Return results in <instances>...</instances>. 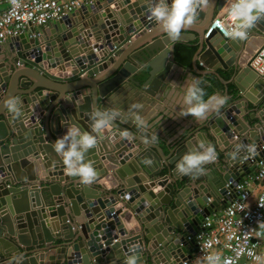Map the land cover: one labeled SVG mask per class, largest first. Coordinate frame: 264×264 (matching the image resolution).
<instances>
[{
  "label": "water",
  "instance_id": "obj_1",
  "mask_svg": "<svg viewBox=\"0 0 264 264\" xmlns=\"http://www.w3.org/2000/svg\"><path fill=\"white\" fill-rule=\"evenodd\" d=\"M230 1L204 0L193 30L195 62L226 86L228 102L172 143L151 124L180 68L176 46L196 36L170 40L149 19L153 0H99L36 37L26 32L0 45V56L10 49L0 59V264L16 256L22 264H125L130 254L137 264L191 263L190 238L236 197L226 184L251 173L243 146L264 142V76L250 67L264 46L254 50L264 18L244 40L216 31L206 38ZM9 98L20 102L19 115L7 109ZM97 110L116 119L86 154L97 175L85 186L65 173L52 145L69 125L91 132ZM200 143L216 148V161L202 175H178L177 161ZM105 165L115 187L100 183L110 174Z\"/></svg>",
  "mask_w": 264,
  "mask_h": 264
},
{
  "label": "built area",
  "instance_id": "obj_2",
  "mask_svg": "<svg viewBox=\"0 0 264 264\" xmlns=\"http://www.w3.org/2000/svg\"><path fill=\"white\" fill-rule=\"evenodd\" d=\"M97 1L99 0H16L14 5L11 0H6L0 3V45L31 29L46 27L84 7L93 6ZM232 3L233 0L213 20L206 38L215 31L223 38H231L226 32L237 22L234 17L229 16ZM37 35L33 32L30 37ZM250 67L264 76V46L251 59ZM254 148L256 151L246 155L242 161V164H247L250 169L254 168V171L237 184L234 181L226 184L225 187L232 190L236 197L223 209L205 218L197 234L190 238L196 246L194 257L191 263L183 264H196L198 257L212 253L220 255V264H224L225 260H229L231 264H241L242 261L264 264V227H259L264 222V207L260 206L264 204V142ZM256 184L262 187L261 193L255 204L250 205Z\"/></svg>",
  "mask_w": 264,
  "mask_h": 264
},
{
  "label": "clouds",
  "instance_id": "obj_3",
  "mask_svg": "<svg viewBox=\"0 0 264 264\" xmlns=\"http://www.w3.org/2000/svg\"><path fill=\"white\" fill-rule=\"evenodd\" d=\"M15 5L16 0H11ZM204 0H153L149 8V19L154 20L170 40L180 37L183 29L194 23L195 13ZM229 16L237 21L226 32L233 40H244L247 38V30L251 29L259 20L264 18V0H233L229 9ZM182 116H191L197 121L207 119L212 112H219L228 102L227 96L213 95L205 100L204 89L196 77H191L190 82L185 86ZM20 102L15 98L6 101L7 109L16 115L20 114ZM116 113L105 111H94L90 114L91 132H83L76 125H69L66 133L53 142L54 151L62 158L65 165V173L68 176L76 177L82 185L90 186L96 178V171L90 162L85 161L89 150L94 149L98 139L113 124ZM124 138H129L127 133ZM249 153L253 154V145L243 146ZM238 146L237 151H239ZM217 159L216 148L213 145L200 143L197 147L187 151L176 163L178 175L195 176L204 174L205 166L214 163ZM264 207V204H260ZM264 227V222L259 224ZM203 251V248L201 249ZM220 264V255L216 253L205 254L198 257L196 264ZM10 264H22V257H13ZM125 264H137V258L130 254ZM224 264H231L225 260Z\"/></svg>",
  "mask_w": 264,
  "mask_h": 264
},
{
  "label": "crops",
  "instance_id": "obj_4",
  "mask_svg": "<svg viewBox=\"0 0 264 264\" xmlns=\"http://www.w3.org/2000/svg\"><path fill=\"white\" fill-rule=\"evenodd\" d=\"M4 1L6 0H0V3H3ZM2 7L4 8L5 6L2 5ZM219 14L220 12L217 13L213 19H215ZM211 19L212 18H210V22L207 23L206 26L210 25ZM197 24H198L197 22H194L192 26L188 28L192 31H184V30L181 31V33L190 34L189 36L191 40L193 38L192 35L196 36V40L191 42L190 45L178 44L176 46V50H180L181 52L179 51L177 53V56L174 58L176 59V61H178L180 68L175 67L176 76L174 79V83L170 95L168 96L167 100H165L164 104H161L162 106L158 111L157 118L155 119L154 123L151 124V126L154 127V131L156 132V134H160L163 137V139L168 141V143H172L173 141L179 139V137L181 136L182 138L185 137V135L189 133L191 130L196 129L197 127H199V125H203L206 120L204 119L197 121L191 116L185 117L181 115V109L184 107L183 96L186 90L185 86L187 83L190 82L191 77H196L200 81V86L204 89L206 93L204 97L205 100L209 99V97L213 95H217V94L222 96L225 95L224 90L226 89V86L223 85L215 76L208 75L207 69L203 63H200L199 61L195 62L194 57L198 50L196 46L198 43L199 35L195 33L193 30L199 27L196 26ZM43 28L45 27H36L34 29L29 30L28 32L29 34H32L33 32L38 33V31ZM51 37L55 38L56 36L52 35ZM263 42L264 40H262V42L260 40L257 46L254 48V50L260 47L261 44H263ZM193 49H194V53L192 52ZM7 51L8 52L6 54L0 56V59H5L8 56H10V49H8ZM219 72L221 73L225 81H229L230 78L228 77V75H226L222 70H219ZM230 88H233V85H230ZM213 113L214 112H212L207 118H209ZM117 168L118 166H114L113 170H117ZM105 169L109 170L110 174L106 178L100 180V183H103L108 188L115 187L117 184L111 180L113 172H110V168L107 165H105L104 170ZM251 171H254V168H251ZM261 188L262 187L260 185L258 184L255 185L252 197L250 199V205L255 204L258 196L261 193ZM123 223L125 224V227L129 231L132 232L139 231V227L138 226L133 227V225L128 221V219H123ZM244 264H248V262L246 261Z\"/></svg>",
  "mask_w": 264,
  "mask_h": 264
},
{
  "label": "rangeland",
  "instance_id": "obj_5",
  "mask_svg": "<svg viewBox=\"0 0 264 264\" xmlns=\"http://www.w3.org/2000/svg\"><path fill=\"white\" fill-rule=\"evenodd\" d=\"M255 171H256V170H255ZM254 173H255V172H254ZM245 262H246V261H243V262H241V263L244 264ZM248 264H251V263L248 262Z\"/></svg>",
  "mask_w": 264,
  "mask_h": 264
},
{
  "label": "trees",
  "instance_id": "obj_6",
  "mask_svg": "<svg viewBox=\"0 0 264 264\" xmlns=\"http://www.w3.org/2000/svg\"><path fill=\"white\" fill-rule=\"evenodd\" d=\"M193 53H194V49H193V51H192Z\"/></svg>",
  "mask_w": 264,
  "mask_h": 264
}]
</instances>
